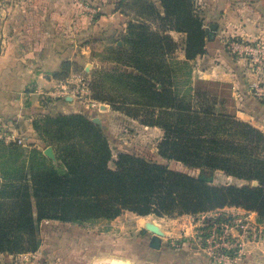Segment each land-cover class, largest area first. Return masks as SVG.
Returning <instances> with one entry per match:
<instances>
[{
  "label": "rangeland",
  "instance_id": "rangeland-1",
  "mask_svg": "<svg viewBox=\"0 0 264 264\" xmlns=\"http://www.w3.org/2000/svg\"><path fill=\"white\" fill-rule=\"evenodd\" d=\"M189 6L203 20L206 47L208 42L217 40L231 54L228 45L232 42L250 47L264 46V0L220 1L218 6L213 0H191ZM13 8L24 9L33 16L37 38L63 42L68 45L69 53L60 69L52 73L50 86L38 89L37 112L24 120L19 115L15 118L0 115L1 183L28 185L33 196V173L40 169L67 173L62 151L89 136L82 124L60 118L72 115L86 117L102 129L111 149L112 167L118 155L126 153L194 176L199 174V170L161 155L160 142L164 132L160 127L144 125L115 109L110 102L95 98L98 90L104 95L122 98V85L107 77L108 72L117 69L140 73L138 66H134L138 64L136 60L130 56L125 58L118 49L141 55L143 47H133L128 39L144 27L161 36L169 35L173 40L167 44L155 41L158 52L152 47L147 52L152 60L149 75L159 89L165 82L169 89L182 96L192 87L203 84L200 81H205L214 91L222 92L225 109L234 112L233 84L204 77L202 69H209V64L200 57L205 56L207 50L186 61L188 33L182 31V9L188 7L182 0H0V55L8 41L4 16L7 19ZM10 32L7 29L9 35ZM195 39L193 34V41ZM194 45L192 52L196 50ZM164 48L167 68H162L161 62ZM68 62L71 66L67 68L65 63ZM96 76L99 82L94 87L92 80ZM36 88L31 85L16 91L14 96L18 100L7 97L8 92L0 91V94L5 96L7 106H16L20 99L23 109L30 105L27 90ZM28 123L32 135L27 134ZM251 124L264 132V125ZM214 184L243 186L248 182L218 171ZM252 184L258 185V182ZM21 202L26 204L25 199ZM7 206L4 207L6 210L15 205L9 203ZM120 216L116 223L103 218L71 222L40 218L34 206L35 233L29 235L19 231L16 223H11L15 214L9 213L5 233L12 243L7 247L10 250L0 252V264H124L126 261L122 259L130 249L128 243L135 248H131L132 252L139 251L142 244L134 241L142 235L159 236L163 242L161 250L148 248L147 254L131 255L127 264H182L185 252L192 258L191 264H264V217L257 211L226 207L193 217L139 216L131 211H124ZM150 225H156L158 230H150ZM209 229L218 233L213 236L216 243L207 236ZM32 238L36 239V245ZM15 244L17 250L10 247Z\"/></svg>",
  "mask_w": 264,
  "mask_h": 264
},
{
  "label": "trees",
  "instance_id": "trees-1",
  "mask_svg": "<svg viewBox=\"0 0 264 264\" xmlns=\"http://www.w3.org/2000/svg\"><path fill=\"white\" fill-rule=\"evenodd\" d=\"M182 1L188 7L182 9V31L188 33L186 61H190L206 52V30L203 20L191 11V0ZM128 41L133 47H143L142 54L118 52L136 60L134 66L140 73L108 72L107 77L122 85L123 96L119 99L98 90L95 98L110 102L144 125L160 127L164 132L161 155L195 168L199 174L126 153H120L112 167L111 149L102 129L81 115L62 116L66 122L82 124L88 139L62 151L67 173L40 169L31 175L33 196L28 185L0 182V252L10 250L7 247L12 243L5 233L9 213L15 214L11 223H16L19 231L35 233L34 206L40 218L71 222L115 219L124 211L139 216H196L226 207H243L264 217V132L225 109L222 92L214 91L205 81L182 96L165 82L158 88L149 75L152 60L147 52L149 47L158 52L155 41L173 42L169 35L143 27ZM193 44L196 50L192 52ZM165 54L166 48L161 52L162 68H167ZM65 64L71 66V62ZM98 82L96 76L93 86ZM116 90L119 93V88ZM218 171L248 184L216 185ZM254 181L258 185H253ZM9 203L15 206L6 210ZM15 246L10 247L17 250Z\"/></svg>",
  "mask_w": 264,
  "mask_h": 264
},
{
  "label": "crops",
  "instance_id": "crops-1",
  "mask_svg": "<svg viewBox=\"0 0 264 264\" xmlns=\"http://www.w3.org/2000/svg\"><path fill=\"white\" fill-rule=\"evenodd\" d=\"M213 1L218 6L220 1L228 0ZM228 9L231 10L230 7ZM4 20H6V27H4L6 34H4L8 37V41H3L7 46L4 47L5 49L0 55V91L8 92L7 97L18 100L17 96H14L16 91L27 89L31 85H35L37 88L32 91L27 90L26 98H29L30 105L23 109H21L22 102L20 99L16 106L13 104L7 106L5 96L0 94V115L5 118H13V116L15 118V115H19L23 116L22 120H24L38 111L40 103L38 89L50 86L53 81L52 73L60 69L62 61L69 53L68 45L56 40L53 41V38H42V41L41 38H37L34 32L35 20L24 9L13 8L7 19L4 16ZM7 29L11 31V35L7 33ZM206 48L207 54L200 57L201 61L206 60L209 64V69H202V71L204 70V77L231 82L234 86L233 97L235 99L233 111L237 112V116L242 120L262 127L264 125V104L253 93V86L263 82L264 72L255 71V73L249 66L248 60L229 54L217 40L208 42ZM28 127H30L29 123ZM27 134H33L31 127L27 129ZM187 216L193 217V215L182 217ZM119 219L121 216L107 222L116 223ZM128 227L133 228L132 226ZM149 229L151 230L150 227ZM151 239V236L147 237L146 235L135 239V243L140 242L142 244L137 252L131 251L133 247L129 242L128 248L130 249L122 259L123 262L126 261L124 264L130 261L131 255L147 254L149 249L161 250L163 242L161 241V247L157 249L150 245ZM133 249L135 250V248ZM182 256H184L182 264H191L192 258L188 256V253L185 252Z\"/></svg>",
  "mask_w": 264,
  "mask_h": 264
},
{
  "label": "built area",
  "instance_id": "built-area-1",
  "mask_svg": "<svg viewBox=\"0 0 264 264\" xmlns=\"http://www.w3.org/2000/svg\"><path fill=\"white\" fill-rule=\"evenodd\" d=\"M228 49L232 55L240 58L244 57L246 60H248L249 66L254 72H264V46L250 47L248 45H245L244 43L232 42L228 45ZM258 53H260V55H258ZM253 89V93L255 94V96H257L264 102V82L254 84ZM20 142H22V140H20ZM207 236H210V241L212 240V242L216 243L217 239L213 236H218V233L209 229Z\"/></svg>",
  "mask_w": 264,
  "mask_h": 264
},
{
  "label": "water",
  "instance_id": "water-1",
  "mask_svg": "<svg viewBox=\"0 0 264 264\" xmlns=\"http://www.w3.org/2000/svg\"><path fill=\"white\" fill-rule=\"evenodd\" d=\"M95 121H96L98 124H100V121H99L98 118H96ZM48 153H51V149H48ZM151 230H152V231H157V229H155V228H152ZM161 244H162V242H161V240H160V237L157 236V235H154V236L152 237V239H151V243H150V245H151L153 248H157V249H159V248L161 247Z\"/></svg>",
  "mask_w": 264,
  "mask_h": 264
},
{
  "label": "bare ground",
  "instance_id": "bare-ground-1",
  "mask_svg": "<svg viewBox=\"0 0 264 264\" xmlns=\"http://www.w3.org/2000/svg\"><path fill=\"white\" fill-rule=\"evenodd\" d=\"M149 227H150L151 229H152V228L157 229L156 225H150Z\"/></svg>",
  "mask_w": 264,
  "mask_h": 264
}]
</instances>
